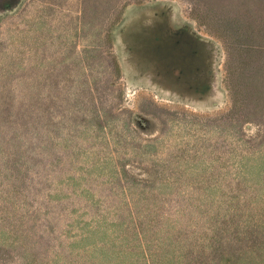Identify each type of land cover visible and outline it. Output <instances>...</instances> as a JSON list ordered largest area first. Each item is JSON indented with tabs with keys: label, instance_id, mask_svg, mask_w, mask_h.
I'll return each instance as SVG.
<instances>
[{
	"label": "rangeland",
	"instance_id": "1",
	"mask_svg": "<svg viewBox=\"0 0 264 264\" xmlns=\"http://www.w3.org/2000/svg\"><path fill=\"white\" fill-rule=\"evenodd\" d=\"M0 264H264V0H0Z\"/></svg>",
	"mask_w": 264,
	"mask_h": 264
},
{
	"label": "flooded vegetation",
	"instance_id": "2",
	"mask_svg": "<svg viewBox=\"0 0 264 264\" xmlns=\"http://www.w3.org/2000/svg\"><path fill=\"white\" fill-rule=\"evenodd\" d=\"M184 27V26H183ZM187 29L186 27H184ZM185 33L187 35V39L185 40L184 47H177L175 52H172V55H174L177 60H186V63L189 64L190 61H196V65L192 67L194 70L201 69L200 63H201V56L204 54L205 49V43L203 41H199L200 38L193 32L190 33L188 30H185ZM171 48H168L170 51ZM168 51V52H169ZM164 53V54H163ZM162 54L165 56H168L169 54L167 52H163ZM168 54V55H167ZM206 66H203L205 69ZM190 68V66H188ZM186 79V78H184Z\"/></svg>",
	"mask_w": 264,
	"mask_h": 264
},
{
	"label": "water",
	"instance_id": "3",
	"mask_svg": "<svg viewBox=\"0 0 264 264\" xmlns=\"http://www.w3.org/2000/svg\"><path fill=\"white\" fill-rule=\"evenodd\" d=\"M136 24H137V23H136ZM137 27H138V28H134V29H137V32L141 31L140 27H139V26H137ZM133 33H134V32L131 31V32L129 33V35L131 36Z\"/></svg>",
	"mask_w": 264,
	"mask_h": 264
}]
</instances>
